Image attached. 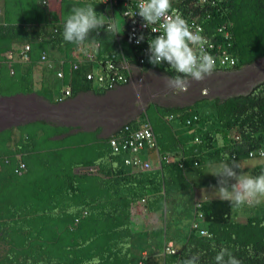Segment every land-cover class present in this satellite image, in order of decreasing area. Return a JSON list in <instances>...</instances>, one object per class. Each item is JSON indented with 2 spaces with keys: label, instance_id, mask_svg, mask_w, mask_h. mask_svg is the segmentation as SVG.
Masks as SVG:
<instances>
[{
  "label": "trees",
  "instance_id": "trees-1",
  "mask_svg": "<svg viewBox=\"0 0 264 264\" xmlns=\"http://www.w3.org/2000/svg\"><path fill=\"white\" fill-rule=\"evenodd\" d=\"M86 3L94 4L97 13L106 11L97 0H0V99L17 98L18 118L29 117L0 131V264H177L188 249L203 253L198 264H214L221 247L233 250L243 264H264V213L237 220L228 201L200 202L196 212L202 215L205 235L189 228L178 232L165 219L159 227L153 214L164 217L169 204L191 188L185 171L195 163L220 164L232 154L234 161L247 160L250 151L264 148V81L246 94L215 99L211 113H202L198 102L172 108L150 103L139 120L104 138L100 127L84 131L38 117L42 111L72 114L71 107L65 112L52 108L80 94L108 92L94 89V82L85 78L95 64L73 68L79 46L94 47L99 66L113 56L120 60L128 55L106 22L98 34L90 32L94 42L76 45L63 39L70 9ZM217 8L205 29L233 23L235 69L264 57V0H218ZM24 45L29 46L28 61H6ZM44 53L50 67L40 65ZM59 71L62 78L57 77ZM66 86L71 95L61 103ZM169 115L171 122L165 120ZM194 115L197 121L186 126ZM143 121L152 128L159 157L174 158L160 161L161 167L150 172L131 170L110 146L112 138L128 137ZM91 167L97 172H77ZM261 172L264 166L254 175ZM144 212L152 213L151 221L140 219L136 224L142 230H137L133 220ZM167 239L175 241L178 254L162 257Z\"/></svg>",
  "mask_w": 264,
  "mask_h": 264
},
{
  "label": "clouds",
  "instance_id": "clouds-1",
  "mask_svg": "<svg viewBox=\"0 0 264 264\" xmlns=\"http://www.w3.org/2000/svg\"><path fill=\"white\" fill-rule=\"evenodd\" d=\"M90 1H95V0H90ZM217 1L218 0H137L135 10L125 11L124 12L125 15L134 16L138 14L139 16L144 18V20L147 21V23L142 25V27H149L151 24L163 20V23H160L159 28L156 27L151 28L152 32H157L160 29H162L163 35H160L154 40L151 38L148 39L149 50L153 52L154 58H149L150 64H147L145 67L142 68L136 65L137 64L135 59L136 54L134 48L131 45H128L123 38L124 36L127 35L125 29L126 23L123 28L122 36H120L116 31L117 26H116V22L114 21V13L115 11H117L121 15L120 13L121 11L118 8L112 10L111 20H107V18L103 14L97 13L94 10L95 5L92 3H86L81 6H73L70 9L68 15L65 17L62 36L66 42L76 45L94 42L95 38H92L91 40L89 39L90 32L95 30L96 33L98 34L99 30L101 28H104L105 21L107 20L106 23L109 25L108 29L114 31L117 41L119 43H124L129 48V50L132 51L133 55L135 56L134 59L132 58L129 59V56L125 55L127 53H124V55H122L120 60L118 59L115 60L116 56H113L114 58L111 57V60L112 61L115 60L113 61L115 63L121 61L122 59H125L129 63H132L133 70L131 72L130 77L125 72H123L126 77H129L130 82L127 84H118L114 88L108 89L107 87H103V86L100 87L97 84V82L94 80H88L94 82L95 85H98L97 88L100 89L103 88L106 89L108 92H110L115 90L116 88L128 86L134 80L137 81L138 83H142L144 80L143 79L144 75H146L147 73L156 72L159 74L161 73L162 76L166 77L165 84L168 89H171L176 92H187L188 88L191 87L192 81L202 82L206 77H210L214 72L218 70H232V69L239 70L242 67H245L242 66L238 69H235L237 65V56L235 54L234 48L232 47L233 43H232L231 28H233L234 26L232 22H226L222 24L218 23L216 26H214L208 31L205 29L204 24L206 20H209L208 19L209 15L210 16L213 15V13L214 12L216 13L217 10L219 11V9L217 8ZM105 8L107 9L108 7L105 6ZM174 9L178 10L180 14L174 11ZM189 23L190 24L194 23L196 26L202 27L201 28L202 32L201 30L199 31L194 30L193 25H190ZM144 39H145L144 35L141 34L139 38L136 39V43L139 44ZM209 45H213L214 49H209L208 51L209 53H208L205 50V46L207 47ZM79 47H83V48L88 47V51L90 50L95 54L94 51L95 48L92 46H79ZM95 57L92 62H85V63H93L96 65ZM224 58H227L228 60L227 62L222 63V60ZM260 59H264V57L259 58L257 60ZM162 60L168 62V64L171 66L170 69H166L163 66H161L160 62ZM230 60H232V64L230 63L231 62ZM40 65L43 67L44 66L50 67V61L48 60L46 64L40 63ZM96 66L97 67L93 65V70H91L88 73L97 75L100 72V66L98 64ZM96 71L98 72L96 73ZM88 73H86V75ZM169 73L173 74L174 76L169 77L168 76ZM66 87H69L70 89V86H66ZM202 92L203 95H206V90L203 89ZM70 95H71V90H70ZM70 95L67 97H63V92H62V96L61 98H59V102L61 103L64 102L70 97ZM139 95L140 94L137 93L138 102H142L139 100ZM197 119L198 117L194 115L193 117H190L188 120L185 121V125L189 126L193 122L197 121ZM165 120L171 122L173 120V116L172 115L166 116ZM144 123H148V122L147 121L140 122L138 129ZM119 138L120 137H114L111 139V142L112 140ZM153 152L156 153L157 157L156 159H154V162H151L150 154ZM112 153H114L113 149H112ZM119 154L122 155L123 158L122 161L125 166L130 167L134 171H139V172H150L154 169H159L161 167L160 161L163 160H165V162L174 161V158L168 155L166 158L161 159L157 152V145L153 149H145L139 153V158L143 162H147L149 166H151L150 170H142L140 168L125 164L124 163L125 158H129L130 155L125 152L117 153V155ZM263 156H264L263 149L254 150L249 152L248 159L254 157H263ZM234 159H236V156L235 154H232L230 161H234ZM194 165L195 167H199V165L196 163ZM210 165H216V164H210ZM91 169H93V171H90ZM240 170L239 172H242ZM77 172L91 174V173H96L97 168L95 167L79 168L77 169ZM223 173H226L228 176L231 177L236 176V174L227 166V164H223L222 168L220 169H215V171L212 174L220 175ZM237 180L238 183L232 185L231 191H229L225 187H221L219 189V193L217 194L218 197L222 200L228 201L235 208H241L244 206H254L255 204H258L262 200H264V172H261L259 176H255V177L251 175H242L241 177H238ZM178 197L179 196H177V198ZM142 204L143 205L145 204V200L142 202ZM171 206L172 203H170L168 206L169 207L168 212L171 210L170 208ZM199 206H200V202L195 201L193 203V208H194L193 222L192 225H190L189 227V231L190 232L196 231L199 233V235H205L204 230L201 229V224L203 223L202 215L196 212ZM153 214L157 215V218L155 216L153 217H155L156 220L158 219V223H160L159 227L160 226L163 227L165 224L164 219L166 214L164 217H162L161 214L159 213H153ZM150 215H152V213L150 214L144 212L142 215H140L135 219L139 221L141 217H143L144 220L150 218L149 221H151ZM232 218H233V214H232ZM135 219L133 220V224L135 225L134 227L137 228V230H142V228H139L138 225L136 224L137 221ZM149 229L150 227L146 230ZM167 240L168 241L164 240L165 242L161 248V252H162L161 256L164 257L166 255L178 254V249L175 245V241L171 239H167ZM168 246L171 247L174 253H169L166 251V248ZM250 247L251 246H249V248ZM190 255L191 258L189 259L188 257ZM202 255L203 253L199 251L193 254L192 250L188 249L185 251L183 257L178 259L177 264H198V261L201 259ZM142 256L148 257V253L142 252ZM225 257H227L226 260ZM214 264H243V261L239 259L234 254V251L231 250L229 247H221L219 251L216 252V255L214 257Z\"/></svg>",
  "mask_w": 264,
  "mask_h": 264
},
{
  "label": "rangeland",
  "instance_id": "rangeland-1",
  "mask_svg": "<svg viewBox=\"0 0 264 264\" xmlns=\"http://www.w3.org/2000/svg\"><path fill=\"white\" fill-rule=\"evenodd\" d=\"M53 8L56 7L53 6ZM103 15L107 20H111L109 8L106 9V13ZM114 21L117 26V33L122 36L125 21L117 11L114 13ZM127 52L128 55L132 54L129 59H134L135 56L132 51L130 54L128 47ZM94 66L97 67L96 65ZM38 69L37 77L40 75V68ZM165 78L161 73H147L144 75L142 83L134 80L128 86L116 88L102 96H96L92 93L80 94L69 102L52 108L53 110H59V112L61 110L65 112L71 107L74 111L72 114H70L72 111L66 114L61 112L62 114L58 113V115L51 112L50 114H46V112L42 111L38 117H42L46 121L72 125L84 131H93L100 127L102 129L101 135L106 137L127 122L139 120L140 115L145 112L147 105L150 103L160 107L172 108L191 106L194 102H198L202 106V113H211L214 108L213 101L215 99L221 101L231 96L245 94L253 86L264 81V59L257 60L255 63L242 67L239 70H218L210 77H206L202 82L192 81L191 87L188 88L187 92H176L168 89L165 84ZM97 87L98 85H95L94 89H97ZM203 89L206 90V95L202 94ZM137 93L140 94L139 100L142 102H138ZM29 98L30 101L33 100V97L29 96ZM14 102L20 105L18 99L14 100ZM69 114L70 116H68ZM71 115L74 116L71 117ZM16 120V123L20 124L28 121L29 117L25 120L22 118ZM150 156L151 162H154V159L157 157L156 153L153 152ZM223 164H227L236 176L231 177L226 173L220 175L212 174L215 169L222 168ZM263 166L264 156L241 161L229 160L216 165L206 164L201 167L188 169L185 176L190 182L191 188L180 193L181 195L177 198L176 202L172 203L171 210L165 216L166 222L169 223V226L173 225L178 232L186 233L185 231H187L193 222V203L195 201L203 202L220 199L217 194L221 187H225L231 191L232 185L238 183V177L242 175L255 177L254 173L256 170ZM130 169L132 170V168ZM236 169H242V172H235ZM232 210L233 218L237 220H244L246 217H251L252 214L259 216L264 213V200L254 206L233 207ZM135 220L138 221L137 219Z\"/></svg>",
  "mask_w": 264,
  "mask_h": 264
},
{
  "label": "built area",
  "instance_id": "built-area-1",
  "mask_svg": "<svg viewBox=\"0 0 264 264\" xmlns=\"http://www.w3.org/2000/svg\"><path fill=\"white\" fill-rule=\"evenodd\" d=\"M103 2V4L110 9L112 12L113 9H119L121 12V16L123 20L126 23V33L127 35L124 36V40L127 42L128 45H131L135 50V59H136V65L140 68L145 67L149 63V58L153 57V52L149 50V44L148 39H156L160 35H163V30L160 29L157 32H152L151 28L156 27L159 28L160 23H163V20L151 24L149 27H142V25L146 24L147 21L144 20L141 16L138 14L132 16V15H125V11H134L137 0H99ZM174 11L180 12L176 9ZM190 24V23H189ZM193 25L194 30H201L202 27L196 26L194 23L190 24ZM143 34L145 39L142 40L139 44L136 43V39L139 38V36ZM207 45V44H206ZM209 49H214L213 45L205 46V50L208 52ZM29 46L24 45L20 51L19 54L9 53L7 55L6 61L8 62H15V60L26 62L28 61L29 57ZM209 53V52H208ZM95 57V54L92 51H88V47H79L76 49V52L74 54V62L73 67L74 69H77L78 66L81 63L85 62H92ZM114 58V57H112ZM227 58H224L222 60V63L227 62ZM232 64V60H230ZM48 62L47 55L44 53L42 58H40V63L46 64ZM161 66H163L166 69H170V65L167 61H161ZM159 64V65H160ZM133 70L132 63L127 62L125 59H122L121 61H118L117 63H114L112 61H107L105 66H100V72L97 75H94L92 73H88L86 75L87 80H94L97 82V84L100 87H107L108 89H112L118 84H127L130 82V75ZM125 72L129 77H126ZM10 74H13V71L10 72ZM58 78H62V73H57ZM63 97H67L70 95V89L69 87H65L63 89ZM156 139L155 136H153V132L151 130V127L148 123L142 124V126L132 132L128 137H120L119 139L112 140L111 147L113 149V152L115 154L120 152H125L130 155L129 158H125L124 163L140 168L142 170H150L151 166L147 162H143L139 158V153L142 150L145 149H153L156 147ZM23 167V166H21ZM90 171H93L91 169ZM166 251L169 253H174L170 246L166 248Z\"/></svg>",
  "mask_w": 264,
  "mask_h": 264
},
{
  "label": "bare ground",
  "instance_id": "bare-ground-1",
  "mask_svg": "<svg viewBox=\"0 0 264 264\" xmlns=\"http://www.w3.org/2000/svg\"><path fill=\"white\" fill-rule=\"evenodd\" d=\"M14 100L16 101L17 98L11 100L0 99V131L19 125L16 123V119H19L18 110L20 109V105L17 103L15 104Z\"/></svg>",
  "mask_w": 264,
  "mask_h": 264
}]
</instances>
